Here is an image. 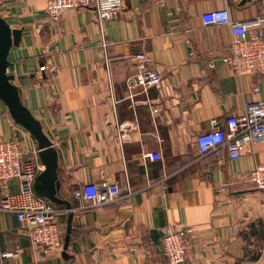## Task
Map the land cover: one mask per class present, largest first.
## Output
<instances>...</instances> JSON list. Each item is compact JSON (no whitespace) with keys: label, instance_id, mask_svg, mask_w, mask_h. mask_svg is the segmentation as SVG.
I'll return each mask as SVG.
<instances>
[{"label":"crops","instance_id":"1","mask_svg":"<svg viewBox=\"0 0 264 264\" xmlns=\"http://www.w3.org/2000/svg\"><path fill=\"white\" fill-rule=\"evenodd\" d=\"M122 1L119 14L100 23L90 6L53 21L46 0H0V15L24 27L8 73L58 150L59 195L74 204L67 257L35 246L15 213L1 210L0 264H145L147 250V264H168L166 226L194 228L187 264H264V191L247 180L264 162V142L236 159L225 147L202 155L196 142L247 103L264 101V75L234 74L219 58L228 29L204 26L201 15L226 8L235 20L252 19L264 14V0ZM141 68L155 70L159 85L129 88ZM0 136L41 162L35 139L2 102ZM102 180L127 189L95 205L73 197L78 185ZM7 189L17 191V181ZM59 222L64 237L62 215Z\"/></svg>","mask_w":264,"mask_h":264},{"label":"built area","instance_id":"2","mask_svg":"<svg viewBox=\"0 0 264 264\" xmlns=\"http://www.w3.org/2000/svg\"><path fill=\"white\" fill-rule=\"evenodd\" d=\"M167 0H159L164 6ZM94 7L100 23L117 16L122 10V0H46L45 12L48 17L57 21L64 11L71 7ZM204 26L215 25L226 27L231 40L224 46L219 57L221 61L231 67L238 76L264 75V14L252 19L235 20L228 9L205 11L201 15ZM253 28L251 33L248 29ZM145 53H139L138 59H145ZM215 66L214 61L209 67ZM160 76L155 70L141 68L127 78L129 88L135 86L146 89L158 86ZM226 127H212L201 132L196 137L199 152L204 155L212 153L218 155L219 149L225 147L229 158L236 159L245 147L252 142H264V101L247 103L240 114H230L225 120ZM34 156L36 152L33 151ZM24 151L18 140L5 139L0 136V211L15 213L20 226L25 230L35 246L44 252L63 249V230L60 215L63 210L56 208L50 202L38 196L33 189V181L44 166L37 160H25ZM150 159H159L157 153H148ZM17 181L18 189L10 192L7 187L10 181ZM247 180L264 191V162L256 164L247 175ZM228 183L221 184L218 189L225 190ZM127 187H120L117 183L88 182L73 189V197L82 204L92 205L105 200H113L125 191ZM193 227H162L160 238L162 254L168 264H187L186 257L194 239ZM152 257L150 250L146 251V261Z\"/></svg>","mask_w":264,"mask_h":264},{"label":"water","instance_id":"3","mask_svg":"<svg viewBox=\"0 0 264 264\" xmlns=\"http://www.w3.org/2000/svg\"><path fill=\"white\" fill-rule=\"evenodd\" d=\"M24 27H12L0 15V102H2L12 121L25 129L36 141L37 155L44 169L38 173L33 181L34 192L54 206H60L65 218V233L63 237L62 255L67 257L70 233L73 230L72 218L74 204L59 195L61 181L59 153L52 141L43 130V126L32 111L24 104L20 87L15 82V76L8 73L10 61L8 54L12 46H18Z\"/></svg>","mask_w":264,"mask_h":264},{"label":"trees","instance_id":"4","mask_svg":"<svg viewBox=\"0 0 264 264\" xmlns=\"http://www.w3.org/2000/svg\"><path fill=\"white\" fill-rule=\"evenodd\" d=\"M56 207H58V208H59L60 206H56Z\"/></svg>","mask_w":264,"mask_h":264}]
</instances>
